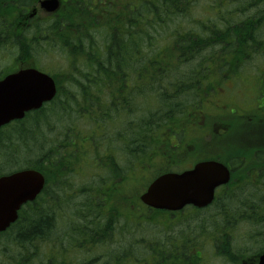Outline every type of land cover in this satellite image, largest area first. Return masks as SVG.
<instances>
[{
  "label": "trees",
  "instance_id": "1",
  "mask_svg": "<svg viewBox=\"0 0 264 264\" xmlns=\"http://www.w3.org/2000/svg\"><path fill=\"white\" fill-rule=\"evenodd\" d=\"M24 1L20 3L18 0H0V54L11 45L10 41L19 49L18 58H12V65L6 69L10 70L16 62L21 61L35 64L37 49L32 40L33 38L38 40L39 36H46L49 48L65 53L71 68L53 74L59 92L52 103L0 132V175L8 173L12 168L36 169L41 172L50 168V174L58 173L62 176L64 194H68L66 186L72 179L82 176L88 179L89 176L90 179L86 182H93L91 177L94 175L98 177L94 166L98 165L97 158L107 157L112 174L116 173L119 176L117 150L122 155L126 150L127 174L137 167H145L148 163L151 164L153 171L161 167H170L173 161L156 158L161 148L156 145V140L160 134L163 137L168 133L170 123L173 124L176 120L175 108L180 101L178 97L173 98L171 88L175 89L174 95L178 96L182 92L180 87L183 82L167 81L170 71L175 68L168 66V62L171 61L170 55L162 50V46L153 54V48L159 43L160 36L153 35L152 32L166 29L165 27L178 17L187 18L191 9L196 6L197 0H157L159 3L155 0H144L143 11L138 18L130 0L126 15L118 12L114 5L106 9L108 5L105 3L94 4L90 1L85 6L78 5L74 17H61L38 29L31 36L21 31V28L15 33L13 26L15 16L25 9ZM113 2L122 6V0ZM230 2L237 8L235 10L233 8L232 11L225 8L223 11L225 0H215L213 10L219 13L216 16L218 23L214 24L211 19L200 24V32L186 31L184 35L186 37L177 34L179 47L173 46V50L178 51L179 58L188 54L201 56L207 53L206 60H209L210 72L205 77V82L215 79L218 64H230V67H226L232 68L228 72L231 70L237 72V68L242 69L243 65L248 63L264 67V0ZM223 17L226 18L225 22ZM75 19L78 20L79 26ZM135 30H142L141 34L137 35ZM99 34L104 37V41H97L100 40ZM181 38H185L183 40L186 43H183ZM56 46L59 49L55 48ZM256 60L261 62L257 63ZM140 61L143 68L137 69L135 64ZM1 76L2 73L0 78ZM255 77L260 79L262 76ZM128 79H131L128 86L132 90L119 93V87ZM259 86L257 84L256 88ZM108 98L112 102L110 106L107 105ZM113 109L117 110L116 114H113ZM124 109L126 110L122 111ZM123 114L126 116L125 127H122L123 122L121 125ZM53 119L56 123L62 122L64 126V133L61 134L58 130L60 136L56 139L49 138L55 130ZM66 119L70 120L68 126L64 125ZM75 120L77 122L84 120L87 124L79 126ZM110 125L117 130L115 135L108 139L107 128ZM74 132L89 138L87 141L77 143L73 138ZM116 141L119 145L114 144ZM23 150L30 153L37 150L40 153L34 154L31 158L23 156ZM63 169L66 172L62 171ZM128 182L130 179L127 177V192L130 193L131 187L128 190ZM80 185L78 193L72 200L84 195L85 201L82 205L78 204L77 214H84L85 219L86 216L93 219L95 228L100 230L101 221L107 219L104 217H107L108 212L115 206L112 204L114 197L100 195L103 185L86 183ZM91 192L94 195L90 194ZM228 196L231 204L228 200H220ZM243 201L248 202V199ZM240 202L241 197L229 192L227 195H221L214 206H219V214L225 217L227 214L223 212L221 206L223 204L227 206L229 214L239 213L236 208L232 211L230 207L232 205L236 207ZM245 205L248 206V203ZM254 206L251 207L253 211ZM46 217L48 221H52L55 212L49 211L45 214L42 196L22 210L17 224L8 232L0 234V264L8 263V260L10 262L16 260V264H46L37 249V245L41 248L44 239L43 229L55 230L52 222L44 223ZM81 218L79 216L78 220ZM109 218L106 229L114 231L120 223L113 216ZM78 220L75 227L80 231L84 226H80ZM125 226L128 232L133 230L129 224L122 225V230ZM230 229L235 230L237 226H230ZM228 239V237L226 240L223 239L225 241L219 243L218 247L224 259L237 263L239 254L236 255L234 244ZM26 245L29 246L25 249L18 248ZM229 247L231 255L227 256ZM14 250L21 256L13 257L15 255L12 254L8 257V252ZM26 253L29 256L25 258Z\"/></svg>",
  "mask_w": 264,
  "mask_h": 264
},
{
  "label": "flooded vegetation",
  "instance_id": "2",
  "mask_svg": "<svg viewBox=\"0 0 264 264\" xmlns=\"http://www.w3.org/2000/svg\"><path fill=\"white\" fill-rule=\"evenodd\" d=\"M30 1L32 2L31 6L26 8L25 12L18 14L19 19L17 21L21 31L27 32L29 36L61 16V12L57 14L43 12L39 6L42 0ZM59 1L61 7L66 9L73 5V0ZM185 33L186 31H173V34H179L182 37H186L184 36ZM35 39L33 38L32 41L40 44L41 40L46 39V36H39L38 40ZM183 43L186 42L183 40ZM174 46L178 47L179 43L175 41ZM191 56L195 57V55ZM200 58L203 60L197 61V58H193L188 62H173L170 65L194 69L210 67L206 61V54L203 53ZM135 66L137 69H142L143 63L137 62ZM243 66V69L249 70L251 63ZM25 67H27L25 63L19 62L18 64L15 63L13 69L19 70ZM217 76L220 79L214 84L213 94L207 95L206 87L201 85L198 95H204L203 101L195 106V109H191L188 116L185 115V117L174 120L170 131L165 133L162 138H157L156 145L161 146V148L156 156L163 152L166 155L164 160L178 162L181 166H187L191 162L204 158H207L206 160L213 157L223 158L226 159L225 164L233 175L237 174L241 179L242 175L247 173L250 177V183L264 187V87L261 86L264 85V78L255 79L251 72L247 74L223 73L217 74ZM128 82H131V79L123 82L122 87L118 89L119 93L132 90L128 86ZM257 84L260 85L258 88H256ZM254 95H257V99L250 102L249 99ZM123 143L126 144V142ZM205 147L208 151H203ZM230 152L239 153V155H230ZM212 153L217 155L205 157ZM125 155L126 150L125 154L123 153L122 157L119 158V176L116 173L112 174V169L106 162L99 166L100 169L107 172V177L93 180L91 183L95 186L103 185L100 195L110 197L118 194L121 196L123 191H126L127 164ZM99 161H104V159H99ZM106 161L108 162V158ZM235 162L238 163V166L233 164ZM50 173L51 169L46 168V183L42 193L43 209L45 214L54 211L55 217L52 221H48L46 217L44 223L52 222L51 225L55 227V230L43 229L42 249L45 253L46 264H85L86 262L87 264H128L129 261H132L128 254V248L123 249L122 246L124 241L122 235L126 236V228L122 230L120 227L114 230L115 235H120V240H118V238L112 237L113 231L109 228L106 229L105 224L101 225L99 231L93 227L85 229L86 226L91 227L90 218H88V223H80V226H84L80 237L69 236L70 232L67 230L64 221L63 178L58 173ZM66 190L68 195L73 198L79 190L78 182L71 181L67 184ZM221 191L223 194L228 193L225 189H221ZM53 197L56 198V201L52 200ZM162 215L172 216L170 214ZM162 226L164 228L155 237L153 254L155 264H214V261L224 262L221 256L222 251L217 245L220 239H216V232L220 228H215V233L212 235L213 241L208 247L207 240L202 245V239L207 238V232L204 228H200L199 232L195 231L191 234L190 228L176 230V227H180L179 223L165 222ZM73 233L75 231H72ZM161 235H163L162 239ZM172 237L177 239H172ZM239 240L241 243L237 240L234 244V251L241 258L240 264H258L259 259L264 254V221L252 222L249 225V236ZM131 246H135V251L138 252V247L142 246V240L133 239ZM251 257L254 259L252 260ZM245 258L249 261H245Z\"/></svg>",
  "mask_w": 264,
  "mask_h": 264
},
{
  "label": "water",
  "instance_id": "3",
  "mask_svg": "<svg viewBox=\"0 0 264 264\" xmlns=\"http://www.w3.org/2000/svg\"><path fill=\"white\" fill-rule=\"evenodd\" d=\"M55 11L58 5L46 6ZM57 94L53 78L37 70H24L0 81V129L26 114L39 110ZM229 181V172L215 162L201 163L194 170L167 174L155 180L142 201L155 209L180 211L188 205L206 208L215 199L216 189ZM44 185L43 175L37 171H22L0 177V233L17 221L18 211L34 201ZM264 264V257L261 263Z\"/></svg>",
  "mask_w": 264,
  "mask_h": 264
},
{
  "label": "rangeland",
  "instance_id": "4",
  "mask_svg": "<svg viewBox=\"0 0 264 264\" xmlns=\"http://www.w3.org/2000/svg\"><path fill=\"white\" fill-rule=\"evenodd\" d=\"M141 0H136L135 2H132V5H139ZM200 2L199 5H196L193 8V11L190 15H188L187 18H176L174 19L171 23H169L165 28L167 30V33L170 34L172 32L173 29L178 28L177 30H182V28H190L191 30H199V26H197L196 24L200 25L203 22L209 21L210 19H212L214 21V24L217 23V21L215 20L214 17H216L219 13H216V16L214 15V7H215V0H198ZM225 5L222 7L223 11L225 10V8H228L229 11H232L233 8L234 10L237 8L236 5H233L230 0H225ZM174 10V9H173ZM225 19L223 17V20L225 22ZM78 21V20H77ZM166 30L165 29H161L160 32L159 30H156L155 32H152L153 35H158V36H164L165 39H170L167 38L168 35H166ZM171 37V36H170ZM99 38L100 40L104 41V37L101 36L99 34ZM99 40V39H97ZM12 43V41H10ZM163 41H160L155 48H153V54L160 49V47L162 46ZM14 46V45H13ZM49 45L46 43V41H42L41 44L39 46H35L37 51L35 52V57L37 60V63L40 65V67H42V71L46 72V73H50V74H56L59 73L60 71H64L67 70L69 68H71V63L69 62L68 59H66V54L59 51V50H49L50 48L48 47ZM149 50H151L150 48H148ZM155 50V51H154ZM165 50V49H163ZM207 52L209 53V50H207ZM17 53V51L15 50V48H12L10 46H7L5 48V50L2 51V53L0 54V72L6 70L5 68L11 65L12 62V58L15 56V54ZM166 55V54H165ZM18 56V53H17ZM264 57V56H263ZM262 57V58H263ZM165 58V56L163 57ZM187 58V55H185L184 59ZM169 60V59H168ZM257 63H260L261 61L256 60ZM186 71V68H181V72ZM110 99L108 98V103L109 104ZM126 109L122 110L125 111ZM72 112V111H71ZM73 113V112H72ZM74 115H78V113H74ZM76 121V120H75ZM53 122L55 123V130L54 133L52 135L49 136L50 139H56L60 136L58 130L60 131V133H64V126L61 123H56L55 120L53 119ZM112 122V121H111ZM70 123L69 119H66V123H64V125L68 126V124ZM76 123L79 126H85L87 124V121L81 120V121H76ZM121 126V125H120ZM90 128V127H88ZM122 128V127H121ZM117 130L116 127L111 126L107 128V133L108 136L107 138L110 139L113 135H115V131ZM119 130V128H118ZM74 140L77 143H81V141L83 140H88L89 137L84 136V135H80L79 132H74ZM94 136V135H93ZM61 138H63V136H61ZM42 143V142H40ZM114 144L119 145V142L116 141ZM39 145V144H37ZM203 151H208L207 147L204 148ZM40 153L39 151L35 150L34 152L30 153L28 150H23V156H29V157H34V154ZM116 153L118 154L119 157L122 156L121 152L119 150L116 151ZM17 154V153H16ZM17 156H19L17 154ZM158 157H161L163 159L166 158V155L162 152L160 153V155H158ZM24 159H26V157H24ZM161 166V165H160ZM13 169V168H12ZM11 169V170H12ZM152 166L150 163L146 164L145 167H137L133 172H131L128 175V178L130 179V182H128V190L131 187L132 190V197L131 194L129 192H124L121 196L116 197V199H113V210H110L109 215H113L114 214V209L115 207H117V205H122L125 209V211H127L128 213H131L132 211L136 212V206L133 203V199L136 196H140L141 191H142V184L145 183L144 181H141L143 179H147L151 176V172H152ZM90 177L88 176V179L86 178V176H82L80 177V181H86L89 180ZM141 183V184H139ZM241 183L244 184L246 183V179H242ZM138 185H140L138 187ZM238 184L235 183L234 187H232L230 189L229 192H234V188L235 186H237ZM247 190L249 191L250 187L247 185L246 186ZM255 188V187H254ZM232 195V194H231ZM229 195V196H231ZM83 197H78L75 199V203L82 205L84 204L85 198L84 195H82ZM228 197H223L220 200H228V202L230 203V198ZM53 201H56V198L53 197L52 199ZM127 201V202H126ZM250 201L252 203L256 202L252 199H250ZM251 202H245L243 200H241V202L239 204H244V206L242 205V207H244L239 213H231L229 214V209L227 208V206H225L224 204L221 206L223 212L225 214H227L224 219L223 216H221L219 214V210L216 207H213V209H210L208 211H202V214H200V212H198V210H194L192 208H188L187 210L183 211L179 217H168V216H163L160 220L164 221V222H170V223H176V222H181V226L180 227H176V230L180 231V230H187V229H191V234H193L195 232V229H200V228H205V230L207 232H210L212 234L215 233L214 227L215 224L216 225H223L226 224L225 222H227L230 226L232 227H236L238 225V230H227V231H222L221 229L218 230L217 236H219L221 238V236L225 235L226 237L230 238H234L238 237H244V234L246 232L247 227L243 225V221L241 220H246L249 221L250 218H261V220H263L264 214L260 215V214H255L256 211L258 210V208L256 206L255 207V211L251 210V207L253 206V204ZM119 203V204H118ZM245 203H248V206L245 205ZM231 204V203H230ZM219 207V206H218ZM240 207V206H238ZM231 210L234 211L235 210V205H232ZM146 212V210H143ZM116 212V211H115ZM207 212V213H206ZM206 213V215H205ZM148 214V213H147ZM201 215V216H199ZM81 216V220H78V217ZM150 216L152 217V215L148 214L145 215V217ZM198 216V217H197ZM135 217H137L135 215ZM132 219H134V217L132 216ZM78 223H88V217L86 216V219L83 217V215L77 214V219ZM136 220V219H134ZM225 221V222H223ZM239 221V222H238ZM90 223H91V227L95 228V221L93 219H90ZM67 224V230L70 232V235H72V229H73V220H71V222H66ZM75 225H77V223L75 222ZM164 227V226H163ZM144 230V231H143ZM143 233H136V239H141L143 236V240H144V256H148L146 254L152 255V246L148 244V241L150 242L152 239V236L154 234V229H152V226L149 224H144V228H142ZM198 231V230H197ZM157 236V234H156ZM165 237V236H164ZM163 238V235H161V239ZM176 237H172V239H175ZM237 238V239H238ZM133 239V238H132ZM208 238H204L202 239V245L203 243L207 240ZM243 239V238H242ZM232 241V240H231ZM209 241H207V246L209 247ZM30 245V244H29ZM29 245H26L24 247H18L21 249H25L27 248ZM135 248V247H134ZM133 248V249H134ZM37 249L38 251L41 253V248L39 247V245H37ZM132 249V250H133ZM231 250L230 247L228 248V252H227V256L231 255ZM135 253V252H132ZM222 253V252H221ZM12 254H14L15 256L13 257H18L21 256L18 254V251L14 250L12 252H8V257H10ZM223 254V253H222ZM29 255L26 253L25 254V258L28 257ZM149 258V264H151V258ZM14 259V258H13ZM153 259V258H152ZM251 259L253 260L254 258L251 257ZM144 260V258H143ZM0 263H1V259H0ZM4 264H16V260H13L10 262V260H8V263H4ZM144 264V263H143ZM214 264H230V263H226L221 262V261H214ZM240 264V261L237 263Z\"/></svg>",
  "mask_w": 264,
  "mask_h": 264
}]
</instances>
